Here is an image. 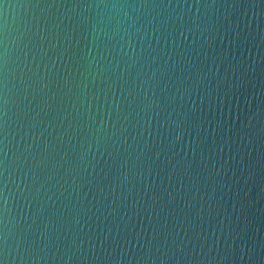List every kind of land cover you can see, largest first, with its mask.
Wrapping results in <instances>:
<instances>
[{
	"label": "water",
	"instance_id": "95a60500",
	"mask_svg": "<svg viewBox=\"0 0 264 264\" xmlns=\"http://www.w3.org/2000/svg\"><path fill=\"white\" fill-rule=\"evenodd\" d=\"M0 264H264V0H0Z\"/></svg>",
	"mask_w": 264,
	"mask_h": 264
}]
</instances>
